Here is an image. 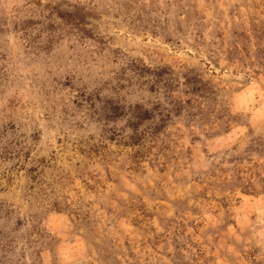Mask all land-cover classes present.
<instances>
[{
  "label": "rangeland",
  "instance_id": "1",
  "mask_svg": "<svg viewBox=\"0 0 264 264\" xmlns=\"http://www.w3.org/2000/svg\"><path fill=\"white\" fill-rule=\"evenodd\" d=\"M0 264H264V0H0Z\"/></svg>",
  "mask_w": 264,
  "mask_h": 264
}]
</instances>
